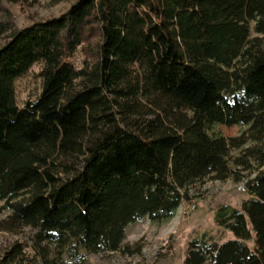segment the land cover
<instances>
[{
    "label": "trees",
    "instance_id": "trees-1",
    "mask_svg": "<svg viewBox=\"0 0 264 264\" xmlns=\"http://www.w3.org/2000/svg\"><path fill=\"white\" fill-rule=\"evenodd\" d=\"M30 20L0 0V232L29 228L35 251L16 242L0 264L140 254L129 223L229 178L246 197L213 222L230 237H193L183 264H264V0H75ZM34 64L40 92L19 106Z\"/></svg>",
    "mask_w": 264,
    "mask_h": 264
},
{
    "label": "rangeland",
    "instance_id": "rangeland-1",
    "mask_svg": "<svg viewBox=\"0 0 264 264\" xmlns=\"http://www.w3.org/2000/svg\"><path fill=\"white\" fill-rule=\"evenodd\" d=\"M74 1L4 0V3L13 13L15 24L23 27L31 23L30 18L44 20L59 15ZM39 69L40 64H34L15 81L16 102L19 106L39 94L41 89ZM216 127L224 136H234L239 130L236 125ZM231 153L235 156L238 150L233 149ZM261 168H264V165ZM245 197L243 181L236 182L232 178L225 181L207 180L205 183L189 186L187 198L182 199L170 219L155 223L143 218L126 226L123 243L131 244L141 238L144 246L140 254L125 256L119 251L90 253L89 264H183L187 243L193 237L204 231L221 240L230 237L229 233L214 224L213 212L222 203L238 207ZM7 213V210L0 207V220ZM32 234L33 231L29 228L18 235L0 232V255L18 242L25 245L23 256H34L35 251L31 247ZM49 250L50 256L53 257V248L50 247ZM37 262L38 259H29L23 264H38Z\"/></svg>",
    "mask_w": 264,
    "mask_h": 264
}]
</instances>
